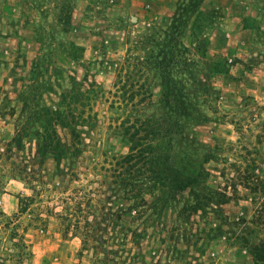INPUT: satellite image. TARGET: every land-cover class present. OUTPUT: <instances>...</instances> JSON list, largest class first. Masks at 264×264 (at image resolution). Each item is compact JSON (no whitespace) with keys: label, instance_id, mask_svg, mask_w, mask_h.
Instances as JSON below:
<instances>
[{"label":"rangeland","instance_id":"374dc122","mask_svg":"<svg viewBox=\"0 0 264 264\" xmlns=\"http://www.w3.org/2000/svg\"><path fill=\"white\" fill-rule=\"evenodd\" d=\"M163 88L187 97L185 117L165 108ZM60 102L85 126L80 156L61 162L76 176L52 187L39 181L34 133ZM145 116L182 119L162 157L186 166L214 156L200 184L230 196L221 210L233 231L254 228L253 216H264V0H0V264H90L58 215L97 187L103 170L94 167L128 152L114 133L121 122ZM139 166L134 176L147 168ZM143 192L148 201L157 193ZM190 199L189 189L180 193L168 219ZM256 231L250 240L264 238ZM228 237L211 240L200 260L252 264Z\"/></svg>","mask_w":264,"mask_h":264},{"label":"trees","instance_id":"16d2710c","mask_svg":"<svg viewBox=\"0 0 264 264\" xmlns=\"http://www.w3.org/2000/svg\"><path fill=\"white\" fill-rule=\"evenodd\" d=\"M212 66L218 68L222 64L212 62ZM162 96L166 98L164 105L168 111L178 117L186 116V96L174 97V90L164 88ZM169 97L176 105L169 104ZM43 116L41 131L34 133L37 158L42 166L39 181L56 187L70 172L71 177L76 176L75 171H66L68 168L62 167L61 162L80 156L83 144L79 128L85 125L73 104L63 107L60 102L54 109H45ZM181 120L159 121L154 116H145L130 124L121 122V127L114 130L128 142V152L113 157L114 163L109 168L94 167L97 172L103 170L92 180L97 187L86 190L83 196L79 193L72 197V206L58 215L65 232L80 242L78 256L86 252L90 264H206L200 257L210 241L228 234V238L232 235L248 248L252 264H264V238L250 240L257 233L256 228H264V216L256 215V219L253 216L250 223L254 228L244 226L236 233L221 210L230 196L220 187L211 189L200 184V180L210 175L203 163L214 156L186 166L174 154L162 157L170 148L169 135L183 131ZM59 129L70 135V143L63 142ZM47 160L53 162L51 171L44 166ZM139 163L147 168L139 172L140 176H134ZM152 188L157 193L148 201L141 194ZM186 189L191 196L189 204L168 219L166 211L176 207L179 194ZM127 214H132L129 224L122 222ZM193 215L206 222L207 228L193 229L199 221L190 219Z\"/></svg>","mask_w":264,"mask_h":264}]
</instances>
